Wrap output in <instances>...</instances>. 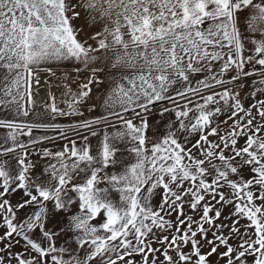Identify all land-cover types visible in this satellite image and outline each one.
Wrapping results in <instances>:
<instances>
[{"label": "snow or ice", "instance_id": "6c2138e0", "mask_svg": "<svg viewBox=\"0 0 264 264\" xmlns=\"http://www.w3.org/2000/svg\"><path fill=\"white\" fill-rule=\"evenodd\" d=\"M0 130V264H264V0H0Z\"/></svg>", "mask_w": 264, "mask_h": 264}, {"label": "rangeland", "instance_id": "374dc122", "mask_svg": "<svg viewBox=\"0 0 264 264\" xmlns=\"http://www.w3.org/2000/svg\"><path fill=\"white\" fill-rule=\"evenodd\" d=\"M77 22V20H76ZM257 38H259V36H257ZM108 61H107V64L110 65L112 60L114 59V55L112 52H108ZM112 56V57H111ZM55 67V66H54ZM77 67H79L82 71H83V66L81 65H73V64H67L66 66H61L59 67L58 69V74L60 73H63V72H69L72 70V72H69L72 74L73 77H75L77 75V73L75 72V70L73 71V69H76ZM113 73L115 72V70H111ZM258 79V77H257ZM248 83L250 84L251 81H248ZM72 87L73 89H75L76 85L75 83L72 84ZM62 88V86H61ZM61 88H58L56 86H53V88L51 89V91L56 95V98H57V103L60 107H66V105L62 102L63 101V97L61 96ZM244 94L246 95L247 94V89H245V92ZM94 95H95V89H94ZM47 98V94L46 96L44 97V99ZM37 111H41L42 112V102H43V99L40 100V101H37ZM92 102H95V101H92ZM102 111V109H101ZM87 115V113H86ZM27 120L29 121H35V122H41V121H44V122H50V118L48 116L47 113H42V115L38 118L36 117L35 115H31L29 116L28 118H26ZM72 119H80L79 117H75V118H72ZM56 123H60V124H67L69 122L68 118H64V117H61V118H58L57 121H55ZM3 133V130H0V134ZM44 134L43 130H35L34 131V135L36 136H39V135H42ZM48 135H55V133H53L52 131H48L47 133ZM22 140L26 139L25 137H21ZM62 143V141H58L57 143V146ZM93 144H95V140H93ZM49 147H53V145H48Z\"/></svg>", "mask_w": 264, "mask_h": 264}, {"label": "crops", "instance_id": "0c3cea01", "mask_svg": "<svg viewBox=\"0 0 264 264\" xmlns=\"http://www.w3.org/2000/svg\"><path fill=\"white\" fill-rule=\"evenodd\" d=\"M73 23L77 26V27H80V26H84L85 27V31H87V32H94V31H96L97 29H96V27H88L86 24H85V21L83 20V19H81V20H77V22L76 21H73ZM84 38V36H83V34L81 35V39H83ZM107 55H108V53H107ZM112 57V56H111ZM67 64H73V65H80V64H78V62H75V61H65V62H62V64L59 66V67H61V66H66ZM82 66V65H81ZM75 69H73V71H74ZM69 72H72V70L71 71H69Z\"/></svg>", "mask_w": 264, "mask_h": 264}, {"label": "bare ground", "instance_id": "6f19581e", "mask_svg": "<svg viewBox=\"0 0 264 264\" xmlns=\"http://www.w3.org/2000/svg\"><path fill=\"white\" fill-rule=\"evenodd\" d=\"M46 94H47L46 90L45 89H41L40 96L37 97V101H40V100L44 99V97L46 96Z\"/></svg>", "mask_w": 264, "mask_h": 264}]
</instances>
